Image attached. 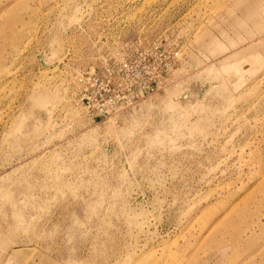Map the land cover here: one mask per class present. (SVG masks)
<instances>
[{
	"label": "rangeland",
	"instance_id": "obj_1",
	"mask_svg": "<svg viewBox=\"0 0 264 264\" xmlns=\"http://www.w3.org/2000/svg\"><path fill=\"white\" fill-rule=\"evenodd\" d=\"M157 37L164 93L81 109ZM0 264H264V0H0Z\"/></svg>",
	"mask_w": 264,
	"mask_h": 264
},
{
	"label": "built area",
	"instance_id": "obj_2",
	"mask_svg": "<svg viewBox=\"0 0 264 264\" xmlns=\"http://www.w3.org/2000/svg\"><path fill=\"white\" fill-rule=\"evenodd\" d=\"M159 39L146 46H142L144 39L124 44L127 53L119 58L109 57L102 60L100 66L94 64L81 71L77 77L82 95L80 102L84 103L81 109L115 120L133 104L159 93L162 82L173 75L177 61V53H167ZM133 46L134 50L129 51ZM129 73L136 76L131 77Z\"/></svg>",
	"mask_w": 264,
	"mask_h": 264
},
{
	"label": "crops",
	"instance_id": "obj_3",
	"mask_svg": "<svg viewBox=\"0 0 264 264\" xmlns=\"http://www.w3.org/2000/svg\"><path fill=\"white\" fill-rule=\"evenodd\" d=\"M177 71V68L174 70V73ZM174 78H171V79H167L166 81H164L163 83V87H161V91L159 92V94L157 93L156 97L159 96L161 93H164L166 91V89L174 82L173 81ZM154 97V99L156 98ZM187 97V94H185L183 96V98H186Z\"/></svg>",
	"mask_w": 264,
	"mask_h": 264
}]
</instances>
